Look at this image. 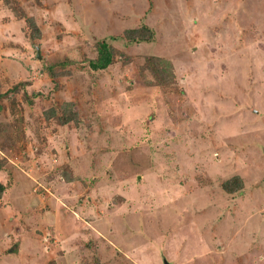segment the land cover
Listing matches in <instances>:
<instances>
[{"label": "rangeland", "instance_id": "obj_1", "mask_svg": "<svg viewBox=\"0 0 264 264\" xmlns=\"http://www.w3.org/2000/svg\"><path fill=\"white\" fill-rule=\"evenodd\" d=\"M0 93V264H264V0H0Z\"/></svg>", "mask_w": 264, "mask_h": 264}, {"label": "trees", "instance_id": "obj_2", "mask_svg": "<svg viewBox=\"0 0 264 264\" xmlns=\"http://www.w3.org/2000/svg\"><path fill=\"white\" fill-rule=\"evenodd\" d=\"M23 18L26 21L28 27V33L30 38L35 39L37 37H42V31L38 23L35 21L34 17H30L22 14ZM123 36L128 39L130 42H149L152 41L155 37L154 31L147 24H143L134 28H126L123 31ZM98 54L95 58L89 60V66L93 70H102L108 68L115 61L118 51L116 48L106 39H101L97 41L96 44ZM74 61L70 59H64L56 61L54 63H46L47 72L53 77L58 78L69 73L66 69L68 65L73 64ZM150 64L147 63V66ZM162 83V82H161ZM160 83V84H161ZM26 82H20L16 84L11 90H17L20 86H25ZM162 86V85H160ZM10 92V91H7ZM6 92V93H7ZM0 93V99L7 94ZM36 93L28 95L27 90L25 93L26 101L28 104H35ZM75 103L72 101L66 102L61 108H53L45 111V117L47 119L57 118L59 122L63 125L73 124L79 126V113L74 110ZM2 109V104H0V110ZM2 169L0 162V170ZM223 189L228 193H234L244 187L243 180L240 176H234L231 179L226 180L223 183ZM8 185H5L0 182V197L2 193L6 190Z\"/></svg>", "mask_w": 264, "mask_h": 264}, {"label": "water", "instance_id": "obj_3", "mask_svg": "<svg viewBox=\"0 0 264 264\" xmlns=\"http://www.w3.org/2000/svg\"><path fill=\"white\" fill-rule=\"evenodd\" d=\"M37 48V55H38V58H42V56H41V50H40V48H39V46H37L36 47Z\"/></svg>", "mask_w": 264, "mask_h": 264}]
</instances>
